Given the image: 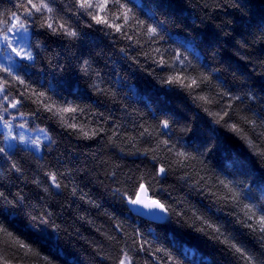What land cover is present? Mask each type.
<instances>
[{"label":"trees","instance_id":"trees-1","mask_svg":"<svg viewBox=\"0 0 264 264\" xmlns=\"http://www.w3.org/2000/svg\"><path fill=\"white\" fill-rule=\"evenodd\" d=\"M52 2L58 21L65 23L69 30H75L78 36L51 35L48 30L37 27V20L36 24L30 25V30L37 33L32 37V43H40L39 48L32 49L33 55L36 56L35 63L17 60L12 67L13 73L24 79L29 88L26 90L25 85L0 72V76L10 82V99L21 92L26 93L24 104L17 109H8L7 112L12 117L3 112L4 118L17 119L20 116L22 120L17 119L18 122L25 121L29 127L43 128L55 140L50 147L45 144L40 154H34L32 150L20 145L11 151L5 149V154H0V190L5 191L9 200H13L17 192L26 198L22 211L4 221L9 231L26 243L32 244L34 248H39L44 255H49L50 251L53 254L60 253L56 264H115L120 249L131 250L135 247L132 241L135 239L133 232L136 228H139L155 246L168 249L178 258L180 264H203L204 261L210 264H235L230 255L220 251V245L207 241L200 233L193 232L187 226L191 223L192 211L195 210L213 222L224 224L250 251L257 254L264 252V249L260 248L259 234L251 233L248 228L237 223L238 218L244 219L242 205L233 207L219 199L227 194V190L217 184L216 178L219 176L224 179L225 173L221 171L217 160L211 156L201 157L205 160L206 168L198 161H191L186 168L174 166V170L162 182V187L152 183V188L156 190L155 195L171 207L185 210L187 213L183 217L173 215L170 227H157V224L126 211L128 206L114 190L119 188L121 192L130 191L141 175L150 179L148 174L156 163L151 159L153 155L164 157L160 162L165 164L171 157V154L163 151V146L157 152L148 151L145 155L146 149H155L164 138L159 121L171 118L173 112L187 114L191 118L193 112L198 111L186 90L175 88L170 92L167 86L159 90V76L150 75L151 69L156 68V65L151 63L152 59L156 58L154 49H168L166 56L171 58L172 50L178 45L167 37L159 43L149 42L143 35V28L137 27L135 21L124 29L132 36L129 40L111 28L97 25L79 7V0ZM207 2L213 4L215 0ZM19 3L20 0H0V20L11 18L13 12L23 16V9L17 7ZM141 3L155 11L158 19L166 20L169 29L178 39L194 40L202 44L201 56L207 55L209 63L221 68L220 75L226 80L225 88L236 93L243 83L245 91L251 90L257 95L256 101L249 102L245 99L243 103L237 101V105L241 108L248 105L258 113L264 112V104L261 103V98H264V91H261L264 88V75H261L264 73V65L261 64V61H264V40L258 36L255 39L250 35L247 37L249 47L240 50L242 55L248 57L246 60H241L236 55L237 48L230 44H213L211 47L203 44L205 33L227 20L234 21L230 27L241 28L246 35L249 32L256 33V25L264 26V0H250L244 10L243 20L235 15H225V12L234 11L231 8L214 10L209 7L205 13L203 6L197 7L195 0H189V7L180 13L181 17L187 18L188 26L182 22L174 23L175 16L169 15L168 0H141ZM89 11L96 12L95 9ZM117 11L116 7H111L109 12L100 14L106 16L110 23H123L122 20L112 18V13ZM133 12L138 20H147L140 9L133 8ZM39 16L37 13L31 19ZM197 17L204 22L201 23ZM152 22L148 20V23ZM121 48L126 50L127 57L120 51ZM180 50L183 51L182 48ZM144 53L149 55L145 56ZM189 59L194 64L197 63L190 55ZM84 60H88L90 65L88 76L79 71ZM135 61H139V64ZM145 68L148 71H145ZM197 71L203 69L198 67ZM156 72L160 73V70L157 68ZM168 74V71L160 73L163 76ZM190 74L197 73L190 70ZM57 81H60L63 87L57 88ZM121 81L134 87L139 97L130 95L127 88L122 87ZM94 83L102 91L97 92L90 86ZM31 89L45 91L58 102H62L61 98H66L83 107L84 112L76 114V122L90 133L96 131L97 135L87 139L78 132L61 127L57 118L45 112L41 104L32 102L36 97L27 98L31 95ZM53 89L56 90L55 93ZM218 91L219 89L209 87L201 94H209L216 99L219 98L216 96ZM165 92H169V95H165ZM0 102H3L2 97ZM211 107L215 110L218 105ZM21 112L24 113L23 116L20 115ZM200 114L204 115L202 112ZM183 127V121L174 125V141ZM145 129L152 135L146 133L141 136L140 133ZM0 147L5 148L4 134L1 131ZM177 147L179 148V145ZM237 153L241 154V161L250 172V175L240 179L252 187V193L257 198L255 202L259 203L261 189L264 188V162L253 157L243 141H236L233 156ZM12 163H16L22 171L17 173L12 170ZM46 172H57L58 175L65 173L60 177V190L50 189L48 193L44 192L43 189L48 184ZM112 173H115V176H112ZM185 173L189 174L188 179H179ZM200 177H205V180ZM209 177L211 179H208ZM35 180L40 183H34ZM65 184L68 186L63 187ZM73 186L77 188L75 196L71 194ZM57 191L59 195L55 194ZM212 192L216 195H211ZM81 195L85 197L83 200L80 199ZM250 202L244 200V203ZM42 210L52 212L56 223L61 225L58 240L53 235L49 242H37L35 235H29L30 229L26 225L33 215ZM177 219L187 221V224H177ZM9 221H15V224H10ZM117 224L121 225L120 229H117ZM149 231L154 232L159 239L153 240L152 236L147 235ZM178 245L194 249L195 255L185 258L178 250ZM16 251L13 247L6 255L11 256ZM97 252L109 258L102 259ZM131 254L140 264H143L145 259L152 261L147 252ZM32 259L34 258H26L24 264H31ZM13 264H17V261ZM152 264L156 262L152 261Z\"/></svg>","mask_w":264,"mask_h":264},{"label":"snow or ice","instance_id":"snow-or-ice-1","mask_svg":"<svg viewBox=\"0 0 264 264\" xmlns=\"http://www.w3.org/2000/svg\"><path fill=\"white\" fill-rule=\"evenodd\" d=\"M195 2L197 7L203 6L205 13H207L209 7H213L214 10L231 8L234 11L225 12V15H235L238 19L243 20L244 10L247 9L250 0H215L213 4H209L207 0H195ZM168 3L170 7L169 15L175 16L174 23L182 22L188 26L187 18L181 17L180 13L189 7V0H168ZM17 7L23 9V16L13 12L11 18L0 20V45L10 48L15 53V56L22 61L26 60L33 64L35 63L36 56L33 55L32 49L34 47L39 48L40 43H32V37L37 35V33L30 30V25L36 24L37 20L39 21L37 27L48 30L51 35L78 36L75 30H69L65 23L58 21L55 16L56 10L53 7L52 0H20ZM79 7L97 25L111 28L115 33H120L129 40L132 39V36L128 35L124 29L125 26L135 21L137 27L143 28V35L148 38L149 42L159 43L167 37L174 44H177L178 47L172 50L171 58L166 56L168 49L161 50L160 47L154 49L156 58H153L151 63L156 65V68L151 69L150 75L156 74L159 76L158 82L161 86L159 90H163V86H167L170 92L174 91L175 88L186 90L189 98L192 99L195 108L198 110L193 112L191 118L187 114L173 112L171 118L159 121V127L163 130L162 135L164 138L159 141L155 149H146L145 155L148 151L157 152L163 146V151L171 154V157L168 163L165 164L160 162L164 157L153 155L151 159L156 163L148 174L150 179L141 175L135 181L134 187L130 191L121 192L119 188L114 190V193H119L121 200L128 206L126 211L135 217L145 218L148 221L156 223L157 227H170L173 215L183 217L187 213L185 210H177L171 207L162 198L155 195L156 190L152 188V183L155 182L162 187V182L174 170V166L186 168L191 161H198L200 165L206 168L205 160L201 157L207 158L211 156L217 160L221 171L225 173L224 179H220L219 176L216 178L217 184L227 190V194L220 196L219 199L230 203L233 207L242 205L241 211L243 212L244 219L240 220L238 218L237 223L248 228L251 233H258L260 248L264 249V188L261 189L262 195L259 197V203L255 202L257 198L252 193V187L245 180L240 179L242 176L246 177L250 175V172L245 169L240 153L233 156V148L236 141L239 140L243 141L253 157L264 162V112L258 113L248 105L241 108L236 104L237 101L243 103L245 99L249 102H254L257 100V95L251 90L245 91L243 83H241L240 90L236 93L225 88L226 80L220 75L221 68L209 63L207 55L201 56L200 49L202 48V44H198L194 40L178 39L169 29L167 21L158 19L156 12L141 3V0H79ZM111 7H116L118 10L117 13H112V18L114 20H122L123 23H110L106 16L100 14L109 12ZM133 8L140 9L141 13L147 17V20H138L136 14L133 12ZM90 9H95L96 12L93 13L89 11ZM37 13L40 16L36 17V19H31ZM197 18L200 19L201 23L204 22L200 17ZM216 18L218 17H212V19ZM148 20L153 22L148 23ZM233 23L234 21L227 20L219 25H215L213 30L205 33L203 44H207L209 47L213 44H230L237 48L236 55L241 60H246L248 57L242 55L240 50L249 47V40L247 38L249 35L253 36L254 39L258 36L264 40V26L256 25L257 32H249L246 35L241 28L230 27ZM209 27L212 28L211 25ZM9 33L12 35H9ZM39 34L43 35V33ZM181 48L183 51L180 50ZM120 51L127 57V52L124 48H121ZM144 55L148 56L149 54L144 53ZM189 55L196 60V64L189 59ZM6 60L9 62V65L4 66L0 64V72L6 73L17 83L25 85L27 90L29 85L26 84V81L19 75H15L12 71V67L16 63L15 60L11 56H7ZM135 62L139 64V61ZM261 64L264 65V61H261ZM58 67L60 66L58 65ZM198 67L203 69V71H197ZM89 68V61L84 60L79 71L84 76H88ZM157 68L160 70V73L168 71L169 74L166 76L160 75V73L156 72ZM190 70L197 74H190ZM145 71H148V69L145 68ZM214 74L216 75L214 76ZM261 75H264V73H261ZM233 76H236L235 71L233 72ZM214 79L215 84H213ZM121 84L122 87L127 88L130 95L139 97L134 87L123 81H121ZM90 86L97 92L102 91L95 83ZM9 87V80L0 76V97H2L3 101L0 102V123H2L4 128L9 130L8 135L5 136V140H15L17 137L11 135L12 122L5 120L2 113L7 112L9 108L17 109L23 105L26 93L21 92L18 96L10 99ZM60 87H63V85L60 81H57V88ZM209 87L219 89L216 93V96L219 98L214 99L209 94H201V92ZM53 91L54 93L56 92L55 89ZM261 91H264V88ZM56 94L58 95V93ZM165 95H169V92H165ZM32 97H36L32 102L41 104L45 112L51 113L53 117L57 118V122L61 127L78 132L83 138L87 139H91L97 135L96 131L90 133L85 130L84 126L76 122V114L84 112V108L80 105L73 104L66 98H61L62 102H58L53 96H49L47 92H38L35 89H31V95L27 98L32 99ZM261 103L264 104V98H261ZM211 105H218V107L214 110ZM201 112L204 115H201ZM32 114L35 115V113ZM20 115L23 116L24 113L21 112ZM153 117L155 118V113H153ZM182 121L184 127L181 128L179 137L174 141L173 137L176 135L174 125H178ZM19 127L24 128L25 125L20 124ZM36 131L42 133V136L28 139L21 134L19 140L21 143L30 145L34 154H39L45 146V141H47V146L50 147L55 143V140L43 128H38ZM146 133L149 136L152 135L148 129H145L140 135L144 136ZM177 145H179V148ZM7 147L12 148L13 145L9 144ZM0 154H5V148L0 147ZM11 169L17 173L22 171L16 163L11 164ZM64 175L65 173H59L58 175L57 172H46L45 176L47 177L48 184L44 187V192L48 193L50 189L60 190L62 188L60 177ZM112 176H115V173H112ZM188 176L189 174L185 173L179 179L187 180ZM228 177H231V179H228ZM200 179L205 180V177H200ZM208 179L211 178L209 177ZM34 183L39 184L40 181L35 180ZM67 186V184L63 185V187ZM76 191V186H73L71 194L75 196ZM55 194L59 195L60 193L57 191ZM210 194L216 195L215 192ZM84 198V195L80 196L81 200ZM25 199L22 194L17 192L14 199L9 200L5 191L0 190V264H13L14 261H17V264H24L26 258H34L31 264H56L60 253L53 254L50 251L49 255H44L39 248H34L32 244L26 243L5 226L4 221H8L9 216L17 215L22 211ZM244 200L251 202L244 203ZM89 203L94 204L95 202L89 201ZM9 205L12 207H9ZM17 205L20 207H17ZM95 206L99 207V205ZM53 217L54 214L46 210L33 215L30 222L26 225L30 229L29 235H35L37 242H49L53 235L58 240L61 225L57 224ZM9 223L15 224V221H9ZM175 223L187 224V221L177 219ZM187 226L193 232L200 233L207 241L220 245V251L225 255H230L235 264H264V252L257 254L250 251L238 240L234 232L226 228L224 224L213 222L205 215L193 210L191 223L187 224ZM116 227L120 229L121 225L117 224ZM147 235L152 236L153 240L159 239L154 232L149 231ZM133 236L135 239L132 242L135 247L131 250L120 249V254L116 258L115 264H140V261L131 252H147L148 256L156 264H180L176 256L172 255L168 249L155 246L151 243L139 228L134 229ZM109 239H115V237H109ZM13 247L17 251L12 253L11 256L6 255V252ZM58 247L59 245L57 244ZM177 247L185 258L195 255L194 249L180 245ZM158 253L162 255H157ZM97 255H100L102 259L109 258L100 252H97ZM152 261L145 259L143 264H152ZM203 264H210V262L204 261Z\"/></svg>","mask_w":264,"mask_h":264},{"label":"rangeland","instance_id":"rangeland-1","mask_svg":"<svg viewBox=\"0 0 264 264\" xmlns=\"http://www.w3.org/2000/svg\"><path fill=\"white\" fill-rule=\"evenodd\" d=\"M9 35H12V34L9 33ZM7 56H11L15 61L20 60L18 57L15 56V53H13L10 48H5L3 45H0V64H3L4 66H8L9 65V62L6 60ZM6 116L12 117V116H10V113H8V112L6 113ZM5 120H9V121L12 122L13 128H12L11 135L17 137V139H15V140H12V139L5 140V136L8 135L9 130L7 128H4L2 123H0V131L3 132V134H4L5 149L7 151H11L16 146H19V145L31 150V146L30 145H27V144H24V143L20 142L19 136L21 134H23L25 136V138H28V139H32V138H35L37 136H42V133H38L36 131V129H38V128L29 127L28 123L25 122V121L18 122L16 118L15 119H8V118L6 119L5 118ZM19 120H22V119H19ZM20 124H24L25 127L24 128H20L19 127ZM9 144L13 145V147L12 148H8L7 146ZM45 144H47V141L44 142V145ZM41 152H42V149H41L40 153Z\"/></svg>","mask_w":264,"mask_h":264},{"label":"water","instance_id":"water-1","mask_svg":"<svg viewBox=\"0 0 264 264\" xmlns=\"http://www.w3.org/2000/svg\"><path fill=\"white\" fill-rule=\"evenodd\" d=\"M17 119H21V117L18 116ZM140 218H141V217H140ZM142 219H145V218H142ZM145 220H146V219H145ZM146 221H148V220H146ZM148 222L154 223V222H152V221H148ZM155 224H156V223H155Z\"/></svg>","mask_w":264,"mask_h":264},{"label":"bare ground","instance_id":"bare-ground-1","mask_svg":"<svg viewBox=\"0 0 264 264\" xmlns=\"http://www.w3.org/2000/svg\"><path fill=\"white\" fill-rule=\"evenodd\" d=\"M12 109V108H11ZM9 111V110H8Z\"/></svg>","mask_w":264,"mask_h":264}]
</instances>
